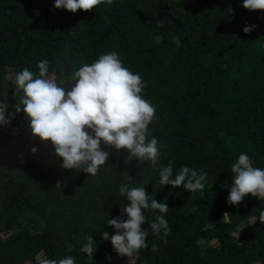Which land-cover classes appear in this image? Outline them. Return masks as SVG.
<instances>
[{
    "label": "trees",
    "instance_id": "obj_1",
    "mask_svg": "<svg viewBox=\"0 0 264 264\" xmlns=\"http://www.w3.org/2000/svg\"><path fill=\"white\" fill-rule=\"evenodd\" d=\"M243 3L104 0L72 13L55 0H0V103L15 116L0 125V264L69 256L75 264H264V201L227 202L240 154L264 169V11ZM113 51L140 75L141 95L156 108L147 138H157L161 157L153 167L102 143L109 160L97 175L66 170L51 142L32 136L26 114L14 113L15 75L27 67L38 76L47 60L49 76L67 91L76 70ZM170 162L173 178L183 166L206 172L204 189L162 185L160 168ZM122 184L144 186L169 208L143 210L148 248L131 257L102 238L116 232L109 219H128ZM160 215L166 237L150 229ZM87 235L92 257L80 251Z\"/></svg>",
    "mask_w": 264,
    "mask_h": 264
},
{
    "label": "clouds",
    "instance_id": "obj_2",
    "mask_svg": "<svg viewBox=\"0 0 264 264\" xmlns=\"http://www.w3.org/2000/svg\"><path fill=\"white\" fill-rule=\"evenodd\" d=\"M104 0H55L56 9H66L76 13L89 12ZM110 2V0H109ZM243 7L249 11H264V0H244ZM255 26L245 27L249 34ZM39 75L25 67L15 75L14 113L23 112L30 121L31 134L45 142H51L55 153L62 158V167L76 169L95 176L101 166L107 164L109 152L101 145L117 151L126 150L127 159L150 161L155 167L161 157L158 140H148V126L155 117L156 108L141 93L145 87L140 75L124 66L119 55L113 51L101 55L91 64L81 66L71 76L74 86L65 89V84H58L49 76V62L38 64ZM68 84V83H67ZM22 93V95H21ZM8 105L0 103V125L11 124L14 114L6 112ZM35 154L37 149L32 148ZM232 186L228 196L229 205H239L246 196L251 195L264 201V169L254 167L247 154H240L238 161L231 167ZM129 180L132 178L125 173ZM207 173H199L187 166L181 167L173 178L172 162L160 168V183L173 188H183L191 193L203 190ZM121 195H126L128 203L122 210L128 219L120 217L107 221V225L116 230L114 235L104 231L102 238L111 240L118 255L131 257L141 249L148 248V231L142 229L146 222L144 209L151 208L160 213H167L166 203H159L150 196L144 186L129 188L122 184ZM195 211V209H193ZM230 216L224 213V220ZM259 220L264 224V210L259 213ZM153 234L163 230L166 237L170 233L168 221L163 215L149 224ZM213 222L206 224L210 229ZM86 243L80 251L92 257L95 244L93 236L84 237ZM96 245V244H95ZM154 250V245H153ZM43 264H75L72 256L56 260L45 259Z\"/></svg>",
    "mask_w": 264,
    "mask_h": 264
}]
</instances>
